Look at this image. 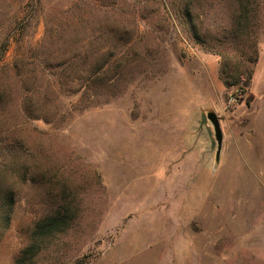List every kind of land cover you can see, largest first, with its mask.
I'll return each mask as SVG.
<instances>
[{
	"label": "rangeland",
	"instance_id": "obj_1",
	"mask_svg": "<svg viewBox=\"0 0 264 264\" xmlns=\"http://www.w3.org/2000/svg\"><path fill=\"white\" fill-rule=\"evenodd\" d=\"M7 193L0 264H264V0H0Z\"/></svg>",
	"mask_w": 264,
	"mask_h": 264
},
{
	"label": "trees",
	"instance_id": "obj_2",
	"mask_svg": "<svg viewBox=\"0 0 264 264\" xmlns=\"http://www.w3.org/2000/svg\"><path fill=\"white\" fill-rule=\"evenodd\" d=\"M250 78V74H249ZM241 94L245 93L244 89L241 88ZM246 101L249 102L252 99V95L246 96ZM12 207V195L7 193L4 197V201L1 206L0 223L3 225L2 229H5L9 223L10 212ZM63 220H58L55 217H48L45 221H42L37 225L38 235H48L60 229Z\"/></svg>",
	"mask_w": 264,
	"mask_h": 264
},
{
	"label": "water",
	"instance_id": "obj_3",
	"mask_svg": "<svg viewBox=\"0 0 264 264\" xmlns=\"http://www.w3.org/2000/svg\"><path fill=\"white\" fill-rule=\"evenodd\" d=\"M210 123L211 128L207 126ZM200 125L205 127V130L210 138V148L215 149V163H219L220 151L222 145L223 134L220 127L219 117L214 111L201 112Z\"/></svg>",
	"mask_w": 264,
	"mask_h": 264
}]
</instances>
